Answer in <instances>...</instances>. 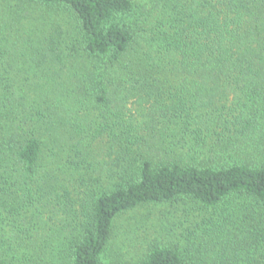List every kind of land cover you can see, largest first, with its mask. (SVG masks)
Listing matches in <instances>:
<instances>
[{
  "label": "trees",
  "instance_id": "trees-1",
  "mask_svg": "<svg viewBox=\"0 0 264 264\" xmlns=\"http://www.w3.org/2000/svg\"><path fill=\"white\" fill-rule=\"evenodd\" d=\"M0 1V264H264V0ZM175 202L184 243L108 256Z\"/></svg>",
  "mask_w": 264,
  "mask_h": 264
},
{
  "label": "rangeland",
  "instance_id": "rangeland-1",
  "mask_svg": "<svg viewBox=\"0 0 264 264\" xmlns=\"http://www.w3.org/2000/svg\"><path fill=\"white\" fill-rule=\"evenodd\" d=\"M2 6L0 1V9ZM35 17L43 29H47V24L68 29L72 21L68 10L63 7L37 8ZM41 32L39 30V34ZM200 220L199 212L180 202L140 206L116 219L108 256L116 261L134 262L151 242L170 244L181 240L184 243L183 234Z\"/></svg>",
  "mask_w": 264,
  "mask_h": 264
}]
</instances>
